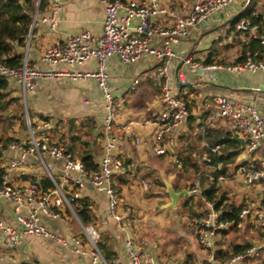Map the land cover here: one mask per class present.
Here are the masks:
<instances>
[{"label":"crops","instance_id":"1","mask_svg":"<svg viewBox=\"0 0 264 264\" xmlns=\"http://www.w3.org/2000/svg\"><path fill=\"white\" fill-rule=\"evenodd\" d=\"M46 2L45 8L37 13L32 30L27 38L24 58L28 66L42 71H83L94 69L96 65L94 58L87 60L81 65L69 66L63 63L51 64L42 62L40 57L48 46L56 42H62L69 35L78 33L81 30H90L93 35L100 34L105 4L101 0H60V8L57 9L55 15L57 21L52 24L48 20L52 13L50 1L49 3L48 1ZM241 3L242 0H235L220 12L214 13L205 25L198 24L191 27L185 37L179 38L180 40L177 43L170 44L169 47L177 54V58L159 61L154 56L143 55L137 62L128 65L121 63L114 56L107 59L109 87L115 96L125 97L124 106L117 112L116 120L113 123L112 133L120 137L118 153L128 161L136 162V168L134 174L129 178L119 177L117 179L118 190H120L122 199L119 209L122 215L121 222L115 221L110 216L106 197L97 192L92 186L82 189L80 197L93 204L90 212L95 216V227L100 235H107L110 238L112 242V251L110 253L119 257L123 262H127L125 255L126 240L132 239L128 235L127 228L123 226V220L127 219L130 214L133 215V212H139L140 216L134 214L139 224H150L154 230L162 229L165 227L164 223L167 222V219L171 218V215L168 214L169 217L166 214L161 216L162 219L160 221L162 224L159 225L156 220L149 217V207H151L149 211H157V214L165 213L164 208L171 207L166 206L171 200L170 194L166 191V183H169L175 192L187 191V187L184 186L182 180L176 179V169H173L176 165L174 160L175 158L178 159L177 153L183 146L189 144L190 150L193 151L191 154L193 157L197 155L198 149H202L200 155L202 160L205 153L204 145L206 143L212 145L204 137L207 129H211L215 134L224 135L230 133L236 140L237 138H242L219 116L218 107L213 98L222 94L230 99L252 102L260 111L264 112V70L233 72L225 69H216L213 72V77L203 80L200 78L204 75H192L186 65L182 64L177 74L175 73L179 61L187 54L202 63L207 58V55H215L214 60L218 62L217 64L224 65L233 63L240 57L242 46L250 38L246 33L232 30L231 18L243 8ZM192 4L193 0H159L160 8L163 11L154 17L152 21L170 28L174 25L177 18L190 13ZM120 13L123 14L124 10H120ZM43 18L47 20H42ZM229 24L231 26L227 33L231 34L232 32L234 36L222 38L217 30L223 29ZM208 26L210 27L207 30L203 28ZM236 37L241 38V41H238ZM163 41V38H157L152 43V47L160 48L163 45ZM231 50H233L232 53H229ZM230 57L232 61L228 62L227 60ZM162 66H165L169 72L172 88L178 87L176 85L177 81L192 83L193 86L179 87V89L187 88L191 90V98H185L188 102V116L172 134L171 138L163 142L165 143L166 151L164 155L160 156L152 151L155 144L154 132L156 130L154 118L161 109L160 88L154 80L153 74L157 68ZM135 77H138L139 83L131 90L130 84ZM184 78L186 81L183 80ZM200 82L203 86L199 87L198 92H192L196 88V83ZM30 84L32 89L25 93L22 100L23 106L27 110L29 107L31 114L38 121L36 124L46 121L52 125L50 138L53 142H59L60 139L65 137L67 143L70 144L68 140L71 137L70 133H82L83 135L81 136L80 134V138L83 143L87 141L82 146H85V149L93 154L95 162L98 163L102 156L104 138V105L101 90L96 82L90 79L73 80L68 76L61 75L59 77L32 78ZM214 84L225 86V88ZM32 121L34 122L33 118ZM225 123L226 126L224 127ZM90 124H92V129H94L93 134L86 132ZM54 128L58 129V135H62L61 138L58 135H53ZM64 129L68 130L67 134L63 131ZM80 129L81 131L79 132ZM15 131L11 140L22 141L26 139V132L18 131V133L17 128H15ZM201 133H203V137L200 136ZM243 145L239 142L240 153L234 163L227 166L228 173L223 175L225 179L222 181L217 180L225 192L226 180L235 181L241 178L238 174L239 167L249 164V158L244 152ZM5 152V156H19V151L8 149V145ZM28 156L26 166L20 170L13 169L9 172L12 183L26 184L30 181H36L40 184L43 191L52 188V186L48 189L43 188L40 180L46 176L45 171L41 165L34 169V164L28 162ZM74 156L76 157L77 155ZM3 158L2 161L4 162ZM32 159H36L35 156ZM48 162L53 168V174H61V159H49ZM209 168V170L202 173L207 175V179L212 180V175L222 169V164L209 165ZM218 174L222 175L223 173ZM208 175L211 177L209 178ZM144 182H147V184L144 185ZM63 187L66 192L71 191L70 187ZM262 188L263 186H253V193L258 201L263 199ZM190 195L189 193L186 196L181 195L177 199L175 206L180 204L183 209L187 208L186 202ZM196 210L197 212L200 211V209ZM60 211L62 215L56 219L41 214L40 222L59 236L71 238L78 235L77 228L73 224L74 221L80 227L77 221L79 219L77 214L76 217L72 211L65 207L61 208ZM19 212L24 213L25 211H17L11 202L0 199V221L17 229L19 224L16 220V215ZM187 228L190 230L189 226ZM226 238L227 233L222 235V237L217 235L215 239L216 245L213 244L215 251L231 245V243H227ZM200 248L202 247L200 246ZM104 249L108 251L107 248ZM212 256L211 259H213ZM256 260L259 261V258H254L253 261L246 264H258L255 262ZM88 261V256L77 254L71 243L62 245L48 238L23 237L16 246H11L5 242L0 232V264H85Z\"/></svg>","mask_w":264,"mask_h":264},{"label":"built area","instance_id":"2","mask_svg":"<svg viewBox=\"0 0 264 264\" xmlns=\"http://www.w3.org/2000/svg\"><path fill=\"white\" fill-rule=\"evenodd\" d=\"M50 1L52 13L48 20L54 24L57 9L60 8V0ZM105 4L104 16L101 22L100 34L93 35L90 30L84 29L78 33L69 35L64 41L56 42L48 46L41 54L40 60L51 64L63 63L69 66L81 65L87 60H96L95 68L92 70H62L42 71L32 69L24 58L23 65L19 69H11L0 64V75L14 78L20 87L21 95L25 96L28 90L32 89L30 80L40 77L68 76L73 80H93L101 90L104 105L103 119V143L102 156L94 169H88L85 164L73 154L68 152L67 147L60 142L51 140L49 122L42 121L34 124L27 118L28 133L26 139L12 140L8 149L18 150L19 156L9 157L4 154V168L0 181V199L11 202L17 211L16 220L19 227L13 228L0 221V232L6 243L16 246L23 237L48 238L55 243L71 245L77 254L86 255L89 261L85 264H147L138 249L135 248L132 239L126 240V259L123 262L119 257L106 258L98 248L99 231L92 225H84L77 219L83 234L86 236L87 247L76 235L65 238L53 233L46 225L40 222V215L51 218H60L61 208H67L76 213L71 202L80 197V192L87 186H92L97 192L103 194L108 203L109 214L117 221H122L119 212L121 195L117 187V179L129 178L134 174L136 162L125 160L118 153L120 137L112 133V126L116 120L117 112L123 108L124 96H115L108 84L107 59L116 57L123 64H133L143 55H151L159 61L177 58V54L171 50L170 44L177 43L185 37L191 27L197 26L201 21L207 22L214 13L231 5L235 0H193L191 11L188 15L176 19L172 27H164L153 23L152 19L162 13L159 0H101ZM40 0H37L38 7ZM248 0H242L244 7ZM120 10H124L121 14ZM37 16V10L33 15V23ZM42 20H47L43 18ZM232 30L239 33H246L248 37L258 38L264 49V37L258 36V24L251 23L250 19L243 17L235 22ZM157 38H163V45L160 48L152 47ZM256 54V53H255ZM254 54H248L242 62L224 64H204L188 56L183 64L192 75H204L213 77L216 69L227 71L255 72L264 70V57L255 61ZM153 78L160 88L161 109L154 118L156 130L154 132L155 144L152 151L159 155L165 153V142L182 125L188 116V102L178 95L175 88L170 86V75L165 66L159 67L153 74ZM186 81V79H183ZM139 83L138 77L133 78L130 89L133 90ZM218 107L219 116L229 124L231 129L244 139V152L249 158L248 165H242L238 174L247 185L263 186L262 197L259 201V211L255 218L261 227L260 241L255 242L244 253L233 256L228 264H235L246 256H258L264 252V112L254 104L243 100L230 99L219 94L213 98ZM25 108V107H24ZM25 108V116H27ZM138 141V140H137ZM203 159L211 163V154L219 151L221 145L205 144ZM33 154L43 167L46 176L52 183V188L43 191L36 181L26 184H13L9 172L13 169L20 170L26 166L27 156ZM49 159L62 160L61 182L57 175L53 174V168L48 162ZM174 162L179 165L175 158ZM217 178L222 181L224 176L214 172L211 179ZM144 185L147 182L143 183ZM63 186L71 188L66 192ZM189 194H198L200 191L193 186L188 190ZM88 209L93 204H87ZM250 208L245 207L239 214L240 222L236 227L240 228L243 219L250 214ZM77 217V216H76ZM222 211L216 210L214 203L204 201V209L198 211L190 221L194 226L195 235L199 245L205 250L213 249L214 240L220 230L228 227L227 222L221 220ZM39 264V263H34ZM264 264V262L262 263Z\"/></svg>","mask_w":264,"mask_h":264},{"label":"trees","instance_id":"3","mask_svg":"<svg viewBox=\"0 0 264 264\" xmlns=\"http://www.w3.org/2000/svg\"><path fill=\"white\" fill-rule=\"evenodd\" d=\"M48 0H40L38 7H36L37 0H25V6L23 7L19 0H0V64L4 65L11 69H19L23 65L24 61V49L26 46L27 38L31 32V25L33 22V15L37 10V13L45 8ZM258 0H251L248 4L245 12L237 19L232 21V26L239 19L247 17L250 19L251 23L258 24V36L264 37V14H256L254 6ZM246 41L242 46L240 57L234 61V63L242 62L246 59L248 54L255 55L253 59L255 61L262 60L264 57V49L258 38H251ZM256 53V54H255ZM215 55H207V58L203 62L204 64H215L218 63L214 60ZM158 85V84H157ZM159 87V86H158ZM20 93V87L15 82L14 78H8L6 76L0 75V120L2 119L1 113H5L4 118L8 119L21 120L22 115L24 116L23 100ZM11 107H15L16 111L8 113L6 110H9ZM12 125L9 124L8 131L11 130ZM22 127H24L22 125ZM92 124H90L89 129L86 131L88 134H93ZM81 129L79 130V132ZM81 136L83 135L80 133ZM80 134L70 133L71 137L68 138L69 143L65 140V137L59 140L60 143H63L68 152L71 154L77 155L88 169H94L97 167V163L94 160L93 154L90 153L83 144ZM203 137V133L200 134ZM209 140L212 145L219 144L221 149L215 153L211 154V163H207L204 159L201 160L202 149H198L197 155L195 157L191 156L192 150H190L189 144L184 145L183 148L177 153V160L180 165H175L173 169L175 170L176 179L183 182L184 186L187 187V191L190 190L193 186L197 187L200 191L198 193L199 204H203L204 201L209 200L215 205L216 210L222 211L221 220L229 223L228 227L237 228L236 225L240 222L239 214L241 210L245 207L244 204L237 203L235 201H230L227 193L222 190L220 183L217 181V178L212 180L207 179L206 175L202 172L209 170V165L213 166L217 163L222 164V169L217 173H223L227 175V166L234 163L237 159L240 150L239 142L232 137V134H215L211 129H207L204 136ZM13 137L7 135L5 139L0 138V181L4 172V168L1 164L3 153L7 149L8 142ZM3 140V141H2ZM80 145V146H79ZM82 146V147H81ZM79 147V148H78ZM189 147V148H188ZM164 155V154H159ZM122 157V155H121ZM125 159V158H124ZM127 160V159H125ZM208 165H207V164ZM221 175V174H218ZM44 189H48L52 186L48 177L44 176L40 180ZM118 189V183L116 184ZM120 193V190H119ZM121 195V194H120ZM191 194L186 202V217L191 219L193 216H197L198 212L194 207L193 197ZM122 202V201H121ZM88 202L85 198L80 197L71 202V205L79 217L80 221L84 225L92 224L95 226V216L91 214V210L87 208ZM248 207V206H246ZM227 228L220 230L218 235L227 233ZM216 245V240L215 243ZM98 245V244H97ZM251 245H241V244H231L227 248H219L214 251L213 257L218 259L219 264H228L229 260L240 253H244ZM99 250L103 253L106 258H109L110 255L114 256L112 253L105 251L102 245H98ZM255 257V256H254ZM111 258V257H110ZM241 264H246V258H243ZM258 264L264 262L263 260L259 263L258 260L255 261Z\"/></svg>","mask_w":264,"mask_h":264},{"label":"rangeland","instance_id":"4","mask_svg":"<svg viewBox=\"0 0 264 264\" xmlns=\"http://www.w3.org/2000/svg\"><path fill=\"white\" fill-rule=\"evenodd\" d=\"M254 10L256 14H264V0H258L254 6ZM230 26L231 25L229 24L228 26H226L227 28L224 27L223 29L217 30L218 33L221 34L222 38L225 37L229 38V36H234V33L232 32L231 34L227 33ZM209 27L210 26L203 28L207 30ZM237 40L241 41V38H238ZM232 51L233 50H231L229 53H232ZM227 61L228 62L232 61L231 57ZM200 79L208 80V76H203ZM170 86H172L171 80H170ZM202 86L203 84L201 82L196 83L195 85L196 88H194L192 92H196V91L198 92L199 87ZM175 91L178 93V95L187 99H190L192 96L190 93L191 90L187 88L179 89V87H176ZM25 108L24 106L22 107V109H24L23 110L24 116L22 115V121L21 120L13 121V119L10 120L8 119V117L4 118L5 113L4 114L1 113V115L3 116L2 119L0 120L1 139H5L7 135L12 137L16 132L15 128H17V132L18 131L23 133L26 132L27 134L28 117L29 119H31V117L33 118L34 124L38 122L34 118L35 116L31 114L29 107H28L29 112L26 108V112L28 115L25 116ZM6 111L10 114L12 112H15L16 109L15 107L14 108L11 107L9 110ZM9 124H11L12 127L11 130L7 132ZM22 125L24 127L21 128ZM225 126L226 123L224 124V127ZM68 130L64 129L63 131L67 134ZM53 132H52L53 135H58L59 133L57 128H54ZM73 134L76 135L77 133H73ZM61 136L59 137L61 138ZM11 141L12 140H10L8 144ZM28 157H29L28 162H32L34 164V169L40 165L38 160L32 159V157L34 158L33 154H30V156ZM208 177L210 178L211 176L208 175ZM57 180L59 183L61 182L60 174L57 175ZM253 186L255 187V185L245 184L242 178H239L238 180L235 181L230 179L226 180L225 190L227 192L229 200L244 204L245 206H248L251 209L250 214L243 219L241 225L242 227L238 229H235L233 227L227 228L228 231H227L226 240L228 244L231 243V244H241V245H247V244L252 245L255 242L260 241V234L262 230L255 218L256 213L259 211V201L256 199V195L253 193ZM198 196H199L198 194L192 195L193 203L195 204L194 207L195 209L203 210L204 209L203 204H199L200 202ZM150 208L151 207H149V209ZM149 209H148L149 217L153 220H156L159 225L162 224L160 221L162 219L161 216H164L166 214V216L169 217L168 214L171 215V218H168L167 222L164 223L165 225L164 228L159 230H154L150 224L148 225H143L142 223L139 224L134 215V214H138L140 216L139 212H133L134 216L130 214L127 217V219L123 220V226L127 228L128 235H130L131 238L133 239L135 248L140 251L143 260L144 261L146 260L147 264H219L218 262L219 260L218 259L216 260V258L212 256L215 251L214 248L212 250H205L203 248H200L198 239L195 235L194 226L191 223L190 219L186 217L185 214L186 209H183V207L180 204H178L175 207L173 206L165 207L164 208L165 213L159 212L160 214H157V211H149ZM136 211H140V210H136ZM73 224L75 225V228H77L78 236L81 238V240L87 247L86 236L83 234L80 227H78V225L74 221ZM156 226L158 227L157 224ZM188 226L190 227V230H188L187 228ZM97 244L99 246L102 245L103 248H107L108 252L112 251L111 250L112 242L110 241V238L107 235L103 236L99 234V239ZM260 254L255 257L246 256V261L248 262L253 261L254 258H259V261H262L264 258V252H260ZM211 256L213 257V259H211ZM110 257H112V255H110ZM110 257L108 259H110ZM235 264H241V262L238 261Z\"/></svg>","mask_w":264,"mask_h":264},{"label":"water","instance_id":"5","mask_svg":"<svg viewBox=\"0 0 264 264\" xmlns=\"http://www.w3.org/2000/svg\"><path fill=\"white\" fill-rule=\"evenodd\" d=\"M250 1L251 0H248V2H247V4L239 11V12H237L232 18H231V21H233V20H235V19H237V18H239L244 12H245V10H246V8H247V6H248V4L250 3ZM19 2H20V4L24 7L25 6V0H19ZM200 25H205L206 24V22L205 21H201L200 23H199ZM190 54H187V55H185L180 61H179V63H178V66H177V68H176V70H175V73L177 74V72H178V70L180 69V67L182 66V64H183V61L189 56ZM176 85L178 86V87H184V86H190V87H192L193 86V84L192 83H181V82H179V81H177L176 82ZM215 86H219V87H221V88H225V86H220V85H217V84H214ZM237 140L241 143V145H243V141H244V139L243 138H237ZM166 191L170 194V202L168 203V204H166V206H175V204H176V201H177V199L181 196V195H187L188 194V191H185V190H183V191H181V192H175L172 188H171V185L169 184V183H166Z\"/></svg>","mask_w":264,"mask_h":264}]
</instances>
